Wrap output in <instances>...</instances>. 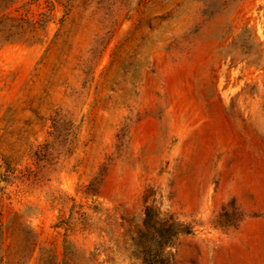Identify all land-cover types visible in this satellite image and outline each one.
I'll list each match as a JSON object with an SVG mask.
<instances>
[{"label": "rangeland", "instance_id": "obj_1", "mask_svg": "<svg viewBox=\"0 0 264 264\" xmlns=\"http://www.w3.org/2000/svg\"><path fill=\"white\" fill-rule=\"evenodd\" d=\"M0 264H264V0H0Z\"/></svg>", "mask_w": 264, "mask_h": 264}]
</instances>
